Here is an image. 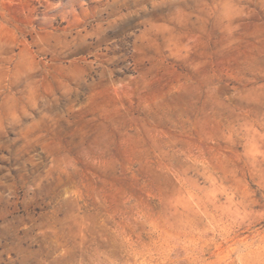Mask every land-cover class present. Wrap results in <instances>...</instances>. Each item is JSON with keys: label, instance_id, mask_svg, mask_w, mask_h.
<instances>
[{"label": "rangeland", "instance_id": "1", "mask_svg": "<svg viewBox=\"0 0 264 264\" xmlns=\"http://www.w3.org/2000/svg\"><path fill=\"white\" fill-rule=\"evenodd\" d=\"M0 264H264V0H0Z\"/></svg>", "mask_w": 264, "mask_h": 264}]
</instances>
